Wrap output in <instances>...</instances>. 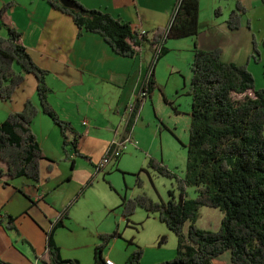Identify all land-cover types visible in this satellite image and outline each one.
<instances>
[{
	"label": "trees",
	"instance_id": "obj_1",
	"mask_svg": "<svg viewBox=\"0 0 264 264\" xmlns=\"http://www.w3.org/2000/svg\"><path fill=\"white\" fill-rule=\"evenodd\" d=\"M47 1L70 15L81 32L101 35L121 56L136 57L146 45L156 49L152 69L142 89L148 98L157 86L156 64L169 52L168 41L196 38L200 32V0H181L171 24L153 33L135 29L130 22L88 8L78 0H72V8L60 0ZM12 5L6 3L0 9V31H7L6 36L0 34V96L12 99L26 80V73H32L38 81L41 109L33 100H28L23 110L11 113L0 125V161L6 165L0 166V180L27 177L39 182L42 161L48 159L32 128L40 110L61 127L65 147L72 145L78 151L81 134L53 107L50 101L53 89L47 81L50 71L35 62L22 33L8 19L7 11ZM236 6L227 20L233 30L242 27L243 16L248 13L241 2ZM220 12L218 8L216 13ZM248 27L251 28L250 20ZM262 44L264 46V40ZM259 45L254 38L252 57L257 61L262 58ZM191 69L192 122L186 174L179 177L156 158L149 162V168L156 174L176 178L179 196L175 190L170 191L168 201H156L147 193L131 198L123 196V216L131 225V216L143 207L150 214L158 213L160 220L176 234V256L157 264H214V259L227 251L231 252L235 264H264V90L256 89L255 76L247 64L226 62L222 49H200L197 41ZM142 105L143 99L139 97L135 103L137 111ZM132 118L130 128L136 122V115ZM69 133L74 135L73 140ZM138 183H142L141 179ZM190 186L197 192L192 199L186 197ZM84 190L79 192L77 200ZM204 206L224 212L218 231L197 225ZM16 220L17 217L0 210V226L10 230L15 227ZM60 224L47 232L48 249L55 264H81L77 259L62 257L54 240V230ZM122 236L118 228L100 234L96 264H107L104 251L113 239ZM165 242L167 237L163 236L161 243ZM136 246L126 264H144V249L137 243Z\"/></svg>",
	"mask_w": 264,
	"mask_h": 264
},
{
	"label": "crops",
	"instance_id": "obj_2",
	"mask_svg": "<svg viewBox=\"0 0 264 264\" xmlns=\"http://www.w3.org/2000/svg\"><path fill=\"white\" fill-rule=\"evenodd\" d=\"M78 1L88 8L122 18L135 29L153 33L171 24L181 0ZM205 1L200 0V32L196 38H183V45L193 56L197 41L200 49H222L226 62L255 63L251 55L252 30L259 40L264 38V0H235L236 5L241 2L248 9L246 18L252 21L253 27L251 29L247 24L235 30L229 28L225 16L222 21L212 13L204 16ZM6 3L13 4L7 17L22 33L24 44L35 62L50 71L47 81L53 89L50 95L53 107L63 119L72 123L81 137L78 151L72 145L65 147L61 127L42 110L38 113L32 128L48 159L42 161L39 182L27 177L0 180V210L17 217L12 229L0 226V264H55L48 249L47 232L59 222L61 224L54 230V240L62 257L77 259L81 264H96L100 234L113 232L116 228L122 231L126 217H122L124 223L116 217L114 224L106 226L88 217L84 225L79 226L73 205L80 200L82 195L78 200L76 197L82 188L85 192L98 174L105 176L111 171L109 166L99 173L97 164L114 140L128 136L133 119L129 109L141 96L156 49L146 45L136 57H124L114 52L101 35L81 32L70 15L55 9L47 0H0V9ZM209 4L214 7L217 0H211ZM0 34L6 36L4 29ZM260 50L264 60V47ZM37 84L36 76L26 73V80L12 99L5 100L0 96V125L11 113L23 110L28 100H33L41 109ZM69 136L74 139L73 134L69 133ZM121 156L111 166H118ZM0 166L6 167L1 161ZM197 224L204 229L198 221ZM155 226L152 233L155 242L158 244V238L163 235L167 236L170 245L159 243L152 252L146 249L144 264L166 261L177 254L176 234L157 221ZM131 240H136L135 233L129 240L124 235L117 237L110 249L104 251L105 259L126 264L137 248ZM214 264L235 263L231 252L227 251L217 256Z\"/></svg>",
	"mask_w": 264,
	"mask_h": 264
},
{
	"label": "rangeland",
	"instance_id": "obj_3",
	"mask_svg": "<svg viewBox=\"0 0 264 264\" xmlns=\"http://www.w3.org/2000/svg\"><path fill=\"white\" fill-rule=\"evenodd\" d=\"M210 1L203 2L204 16L212 13L221 21L224 16L228 20L232 11L237 8L235 0H217L214 7L209 4ZM218 8L221 11L219 14L216 13ZM242 21V26L248 24L246 15L243 16ZM250 22L252 23L251 20ZM251 29H253L252 24ZM4 31L7 35V31ZM252 33L253 44L256 38L260 43L259 49H262L264 38L259 40L253 30ZM183 42L185 41L182 39H170L166 45L169 48L168 54L156 64L157 86L143 104L139 119L130 128L137 144L127 143L118 166L110 165L112 169L105 176L103 173L98 174L80 200L73 205L77 214L75 221L79 226H83L88 217L102 226L114 224L116 217L124 223L123 196L131 198L147 193L156 201L162 199L168 201L171 198V190H175L177 197L179 196L176 178L156 174L149 168V162L151 158H156L163 161L179 177H184L186 174L192 122V96L189 90L193 75L191 63L194 56ZM261 57L260 61L252 57L255 63L251 62V65L249 63L247 65L255 76L256 89L264 90L263 54ZM255 65L259 66V69ZM139 179L142 183H138ZM196 196V188L188 187L186 197L192 199ZM199 216L198 223L201 227L218 231L224 212L220 208L204 206ZM131 220L135 222V225L133 222L129 225L126 220L121 229L122 233L127 240L131 239L135 233L134 241L143 247L144 252L146 249L152 252L159 243L165 246L170 245L168 238L167 242L161 243L163 235L158 238V244L152 238L156 221L168 228L166 223L160 220L158 213L150 214L145 208L140 207L131 216ZM114 240L106 250L110 249Z\"/></svg>",
	"mask_w": 264,
	"mask_h": 264
},
{
	"label": "built area",
	"instance_id": "obj_4",
	"mask_svg": "<svg viewBox=\"0 0 264 264\" xmlns=\"http://www.w3.org/2000/svg\"><path fill=\"white\" fill-rule=\"evenodd\" d=\"M143 99V104L147 100V92L142 90L141 96ZM143 106V105H142ZM142 107L137 111L135 104L132 105L129 109V116L130 118L136 115V121L139 119L141 114ZM127 143H135L134 138L131 132L125 139H116L112 142L111 146L108 148L107 152L105 153L104 157L98 162L96 170L97 172H105L106 169L113 163H117L119 157L123 154L124 148ZM107 264H115V262L108 258L106 259Z\"/></svg>",
	"mask_w": 264,
	"mask_h": 264
},
{
	"label": "water",
	"instance_id": "obj_5",
	"mask_svg": "<svg viewBox=\"0 0 264 264\" xmlns=\"http://www.w3.org/2000/svg\"><path fill=\"white\" fill-rule=\"evenodd\" d=\"M60 1L67 7H70V8L74 7V3L72 0H60Z\"/></svg>",
	"mask_w": 264,
	"mask_h": 264
}]
</instances>
